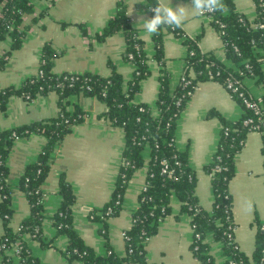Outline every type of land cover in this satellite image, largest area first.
<instances>
[{"label": "crops", "instance_id": "crops-1", "mask_svg": "<svg viewBox=\"0 0 264 264\" xmlns=\"http://www.w3.org/2000/svg\"><path fill=\"white\" fill-rule=\"evenodd\" d=\"M34 13L25 16L24 24L30 25L19 48L11 50L10 37L0 41V58L8 51L7 60L0 68V90L21 85L23 80L39 71L43 46L49 43L55 50L53 72L61 74L91 72L109 76L116 72L126 81L134 74L133 64L125 58L126 34L119 29L103 35L109 21L121 7L129 23L144 43L148 56L149 75L142 81L141 90L133 101L145 103L154 111L157 109L159 76L166 70L174 87L184 72L188 46L181 36L166 32L163 36V57H155L156 47L153 34L143 27L144 19L151 18L147 0H32ZM175 8L182 5L187 16L183 31L185 35L197 38L202 51L213 52L228 66L232 61L227 57L220 33L214 27L211 17L196 15L191 9V0H165ZM235 10L253 20L256 8L253 0H232ZM38 21L33 23V18ZM190 74H194L190 71ZM263 81L246 78L244 84L255 98L264 95ZM69 109L78 105L83 119L71 126V130L57 145L50 163V172L41 185L43 192L42 224L43 242L31 236L26 239L33 255L40 264H83L69 262L64 255L68 238L58 234L51 216L59 208L60 179L64 176L72 187L75 202L72 205L73 225L84 244L97 254L107 253L109 246L119 256L126 253L125 230L132 224V212L138 206V197L145 183L150 149L144 150V165L138 168L129 180L122 198L119 213L109 218L105 227L107 238L100 233L102 223L90 217L93 210L102 208L111 198L114 190L123 150L125 132L111 125L105 116L106 106L93 96L76 94L68 97ZM215 112V113H213ZM244 112L229 90L219 81H200L177 119L175 142L177 148L188 152V160L195 171L196 197L199 205L211 211L214 203L211 174L206 166L212 161L217 150L222 122L216 113L228 120H238ZM59 96L56 92L39 94L32 100L22 96L10 97L4 109H0V130L57 116ZM46 137L30 133L17 138L7 157V181L13 187L11 195L12 214L9 225L13 231L31 214L29 200L19 188V180L26 166L40 155ZM235 172L229 181L232 197L233 237L240 250L252 258L256 235L264 226V153L263 137L259 131H250L234 159ZM1 195V194H0ZM1 199V196H0ZM5 229L0 216V237ZM193 226L191 216L181 211V202L172 197L170 212L157 223L156 232L147 241L146 258L153 264H199L191 245ZM210 252L216 264H225L220 242H211ZM14 257V253L11 252ZM4 255L0 253V264Z\"/></svg>", "mask_w": 264, "mask_h": 264}, {"label": "trees", "instance_id": "trees-1", "mask_svg": "<svg viewBox=\"0 0 264 264\" xmlns=\"http://www.w3.org/2000/svg\"><path fill=\"white\" fill-rule=\"evenodd\" d=\"M152 8L157 0H147ZM256 16L253 20L235 10L232 0H223L226 11L205 13L211 17L212 24L223 40L227 57L232 61L228 66L219 60L213 52L201 50L197 38L185 35L181 28L162 25L158 34H153L156 47L155 57H163V36L170 32L181 36L188 46L189 54L185 59L184 72L179 83L172 87L170 76L162 70L159 76L157 109L154 111L145 103L133 101L141 90L142 81L149 75L148 56L144 43L129 23L123 7L109 21L103 35L123 29L127 47L125 58L134 66L133 77L126 81L113 72L101 76L91 72L57 74L53 72L54 57L52 46H43L39 71L26 77L20 86H9L0 90V109H4L13 95L32 100L39 94L56 92L59 96L57 116L0 130V216L5 225L0 237V253L4 255L3 264H13L11 252L17 250L19 264H40L33 255L26 236L45 241L42 224L43 192L41 185L50 172V163L57 145L71 130V126L83 119L82 109L76 105L70 110L68 97L76 94L93 96L106 106L107 121L122 128L125 132V147L116 184L110 200L100 209L90 213L91 219L102 223L101 235L107 238L106 221L117 215L122 198L134 172L144 165V150L150 149L145 183L138 197V206L132 212V224L124 232L126 253L117 255L109 246L107 253L100 255L84 244L74 229L72 205L75 195L64 176L60 179L61 204L51 216L58 234L68 238L64 255L69 262L81 261L83 264H153L146 258L147 241L155 234L157 223L170 212L173 196L181 202V211L191 216L193 242L191 249L199 264H216V258L210 252L211 242H220L225 264H264V228L260 227L252 258L244 254L233 237L232 197L229 181L234 175V159L241 149L250 131L264 129V95L255 98L248 91L244 80L248 77L263 81L264 63V0H253ZM34 13L32 0H0V41L10 37L11 50L22 44L30 25L24 24V18ZM39 16L33 18V23ZM10 51L0 58V68L7 60ZM193 71V75L190 71ZM217 80L222 83L243 107L244 112L238 120H228L216 113L222 122L217 150L212 161L206 166L211 174L214 203L211 211L203 209L196 197V174L189 164L188 152L177 148L175 132L177 119L187 100L200 81ZM232 82L234 90L228 88ZM242 93V95H241ZM244 99L258 104L259 113L247 106ZM260 99V100H259ZM215 113V112H213ZM251 119L249 123H246ZM40 133L46 137L38 158L29 163L19 180V188L29 200L31 214L22 221L17 231L9 225L12 208L13 187L8 183L9 173L7 157L13 142L17 138ZM263 153H264V134ZM166 169V172L163 169ZM198 234V236H196Z\"/></svg>", "mask_w": 264, "mask_h": 264}, {"label": "clouds", "instance_id": "clouds-1", "mask_svg": "<svg viewBox=\"0 0 264 264\" xmlns=\"http://www.w3.org/2000/svg\"><path fill=\"white\" fill-rule=\"evenodd\" d=\"M190 5L196 15L226 11L223 0H191ZM152 11L154 13L152 18L144 19L143 27L147 33L158 34L162 25L171 28H183L187 16L184 6L179 5L173 8L165 0H157Z\"/></svg>", "mask_w": 264, "mask_h": 264}, {"label": "built area", "instance_id": "built-area-1", "mask_svg": "<svg viewBox=\"0 0 264 264\" xmlns=\"http://www.w3.org/2000/svg\"><path fill=\"white\" fill-rule=\"evenodd\" d=\"M151 18H152V16H151ZM228 88L231 89V90H234V89H235L234 86H233V83H232V82H229V83H228ZM241 95H242V93H241ZM259 100H260V99H259ZM244 102H245V104H246L247 106L253 108V109L255 110L256 113H259L258 104H257L256 102L251 101V100H248V99H244ZM250 121H251V119H248V120L246 121V123H249ZM262 126L264 127V121L262 122ZM257 131H259V132H261L262 134H264V129H261V130L259 129V130H257ZM163 170L166 172V169H165V168H164ZM262 228H264V226H263ZM196 236H198V234H197ZM17 250H18V249H17ZM17 250H15V251L13 252V253H14V260H13L14 263H13V264H19V257L16 255Z\"/></svg>", "mask_w": 264, "mask_h": 264}, {"label": "rangeland", "instance_id": "rangeland-1", "mask_svg": "<svg viewBox=\"0 0 264 264\" xmlns=\"http://www.w3.org/2000/svg\"><path fill=\"white\" fill-rule=\"evenodd\" d=\"M5 55V54H4ZM2 57V56H1Z\"/></svg>", "mask_w": 264, "mask_h": 264}]
</instances>
